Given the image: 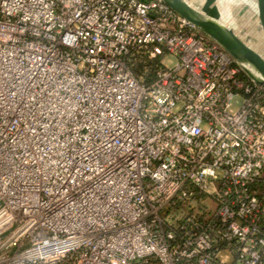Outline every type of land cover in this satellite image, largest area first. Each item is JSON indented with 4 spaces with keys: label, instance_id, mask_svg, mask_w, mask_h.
<instances>
[{
    "label": "built area",
    "instance_id": "2783aa9c",
    "mask_svg": "<svg viewBox=\"0 0 264 264\" xmlns=\"http://www.w3.org/2000/svg\"><path fill=\"white\" fill-rule=\"evenodd\" d=\"M0 264H264V88L161 0H0Z\"/></svg>",
    "mask_w": 264,
    "mask_h": 264
},
{
    "label": "water",
    "instance_id": "95a60500",
    "mask_svg": "<svg viewBox=\"0 0 264 264\" xmlns=\"http://www.w3.org/2000/svg\"><path fill=\"white\" fill-rule=\"evenodd\" d=\"M161 1L221 45L243 70L264 88V56L262 54L249 46L232 29L224 27L213 18L200 13L186 0ZM246 1L253 8L264 35V0Z\"/></svg>",
    "mask_w": 264,
    "mask_h": 264
},
{
    "label": "rangeland",
    "instance_id": "374dc122",
    "mask_svg": "<svg viewBox=\"0 0 264 264\" xmlns=\"http://www.w3.org/2000/svg\"><path fill=\"white\" fill-rule=\"evenodd\" d=\"M190 1L197 7L208 8L214 12L215 15L224 16L226 23L233 29V31L235 32L234 28H237L239 36L245 37L244 41L246 42L252 41L250 46L263 55V33L253 8L246 0H239L240 2L231 0H226L225 2L224 0ZM186 2L189 4L188 0H186Z\"/></svg>",
    "mask_w": 264,
    "mask_h": 264
},
{
    "label": "bare ground",
    "instance_id": "6f19581e",
    "mask_svg": "<svg viewBox=\"0 0 264 264\" xmlns=\"http://www.w3.org/2000/svg\"><path fill=\"white\" fill-rule=\"evenodd\" d=\"M226 0H224V2H225ZM231 1H239V0H231ZM243 1V0H242ZM240 2V1H239ZM244 3V2H243ZM202 4V3H201ZM190 5V4H189ZM190 6H192V5H190ZM193 7V6H192ZM226 7V6H225ZM195 8V7H194ZM195 9H197V8H195ZM200 13H202V14H204V15H206V16H208V17H211V18H213L214 20H216L217 22H219L222 26H224V27H227V28H229V29H232L227 23H226V21H225V17L224 16H222V15H215L211 10H208V9H201V10H199V9H197ZM233 30V29H232ZM235 33V32H234ZM236 34V33H235ZM241 38H243V40H244V38L245 37H241ZM263 40H264V35H263ZM250 41V40H249ZM251 42L252 41H250V42H247V44L250 46V44H251ZM254 49V48H253ZM263 56H264V52H263Z\"/></svg>",
    "mask_w": 264,
    "mask_h": 264
},
{
    "label": "crops",
    "instance_id": "0c3cea01",
    "mask_svg": "<svg viewBox=\"0 0 264 264\" xmlns=\"http://www.w3.org/2000/svg\"><path fill=\"white\" fill-rule=\"evenodd\" d=\"M189 1V4L190 5H192L193 7H195V8H197V9H199V10H201V9H208V8H206V7H204V8H200V7H197L196 5H194V4H192V2L190 1V0H188ZM209 10V9H208ZM214 13V12H213ZM234 28V27H233ZM234 30H235V32H236V34L239 36V31L237 30V28H234ZM240 37V36H239ZM242 37V36H241Z\"/></svg>",
    "mask_w": 264,
    "mask_h": 264
}]
</instances>
